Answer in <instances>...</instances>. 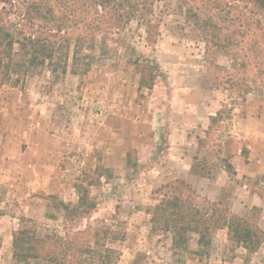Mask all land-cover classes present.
Here are the masks:
<instances>
[{
	"label": "rangeland",
	"instance_id": "obj_1",
	"mask_svg": "<svg viewBox=\"0 0 264 264\" xmlns=\"http://www.w3.org/2000/svg\"><path fill=\"white\" fill-rule=\"evenodd\" d=\"M37 1L54 11L61 65L19 82L0 72V264H19L22 226L57 242L90 233L82 247L111 264H264V82L215 46L190 0H133L121 18L92 0ZM27 2L0 0V24L23 22ZM215 7L212 26L236 30L242 54L240 8ZM136 60L154 68L151 89ZM79 191V213L57 206L78 208ZM175 223L188 227L178 248Z\"/></svg>",
	"mask_w": 264,
	"mask_h": 264
},
{
	"label": "trees",
	"instance_id": "obj_2",
	"mask_svg": "<svg viewBox=\"0 0 264 264\" xmlns=\"http://www.w3.org/2000/svg\"><path fill=\"white\" fill-rule=\"evenodd\" d=\"M35 1L34 4L27 2L24 8L23 22L17 24L20 25L19 28L12 22L9 23L8 20L0 24V72H4L8 77L15 74L18 75L16 82L21 80L22 76L20 75L27 76L44 67L56 73L61 65L54 60L55 55L59 51L61 52L58 41H56L59 36L58 33L61 30L54 29L56 22L50 18V15L54 11L47 4L41 5L39 1ZM217 1L190 0L192 6H190L189 2L188 7L190 9H188L190 13H193L194 10L198 12L194 14V17L198 21H201V24L211 25L209 27L214 29L213 36H211L214 39L215 46L230 56L235 66L239 65V67L249 71V73L252 72L256 81L261 79L264 82V0H229L230 8H237L238 12L240 8L241 13L238 18L241 17L243 22H245L244 25H241L244 33L241 40L242 54H239L232 48L236 41L234 37L237 33L236 30H227L229 32L227 35L222 34V30L220 29L216 30V26H212V23L217 22L216 14H214V12H217V8L215 7ZM92 2L95 6L98 5L106 14H108V10L110 12L113 10L121 18L124 15L119 14L120 10L124 11L128 9L124 4L128 3L131 5L133 0H92ZM131 12L135 13V10ZM85 24L88 28H92L94 32L98 29V25L89 18H86ZM13 27L19 31L20 38L16 36V32H13ZM26 29H30V31L26 32ZM203 31L208 33L209 30L204 28ZM218 31L220 34L214 36ZM86 43L87 41L84 44L79 41L77 50H75L76 56H74L76 60L80 59L77 55L82 53ZM16 44L19 46L20 53L14 52ZM93 45L89 44L91 50L93 49ZM134 63L141 68L143 73L145 71L148 72V76L142 73L140 86L151 89L156 78V75L153 73L154 68L148 64V61L146 63L147 66H144L139 60H136ZM86 65L87 68L84 69L85 73L90 64ZM66 66L67 64L63 68L64 71H66ZM80 194L78 208L70 211L69 205L63 201L57 203V206L64 210V212L66 211V213H79L81 208L87 205L84 194L81 192ZM174 206L180 211L185 209L178 206V204ZM158 209L160 210L161 207H158ZM162 210L165 209L162 208ZM177 216L178 213L173 212L172 217L175 218ZM186 216H190V213L181 217V222L185 220ZM195 223H198V221L195 220ZM174 228L176 229L174 248L186 245L188 243V239L186 238L188 227L184 228V226L175 223ZM192 231L200 234L199 244L201 246L207 247L210 245V240L207 239L206 234L201 232L199 228H194ZM85 234H88L87 237L91 236L90 233L80 232L78 237H73L70 240L64 238L60 242H57L55 237L49 234L41 236L34 226H22L13 235V258L19 264H34L31 262L32 260H42L50 264H111L103 259L106 256H104V250L102 251L103 253H100L101 248H94L90 243L82 247L84 240L81 243L80 241ZM106 251L110 254L115 252L114 250ZM79 254H87L88 259H79Z\"/></svg>",
	"mask_w": 264,
	"mask_h": 264
}]
</instances>
